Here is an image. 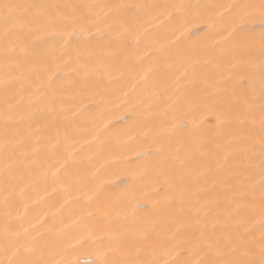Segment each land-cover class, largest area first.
<instances>
[{"label":"snow or ice","instance_id":"obj_1","mask_svg":"<svg viewBox=\"0 0 264 264\" xmlns=\"http://www.w3.org/2000/svg\"><path fill=\"white\" fill-rule=\"evenodd\" d=\"M189 7L183 3L0 0V88L5 93L0 112L4 168L0 171L5 184H11L21 165L36 170L49 154L51 138L45 135V125L32 110V96L16 99L15 94H10L14 82L24 77L29 62L38 63L41 72L49 71L47 52L39 55L42 44L56 42L61 64L46 84L42 82L47 92L39 99L47 104L48 111H56L57 106L63 111L65 105L79 111L76 100L88 92L92 75V66L79 55L81 49H112V60L133 41L139 47L145 18L160 19L163 8L171 24ZM228 8L232 10L230 30L226 35L219 34V41L213 36V46H219L215 62L223 77L221 91L225 100L215 130L226 137L219 147L226 153L229 175L218 181L211 164L203 158L206 153L193 171L197 151L205 141L193 143L191 138L199 136V131L188 130L183 120L174 118L166 128L159 126L152 137L153 143L159 145L153 170L173 193L164 202L173 213L167 233L161 235L155 224H145L143 218L138 227H114L111 213H105L95 222L85 221L84 229L73 235L67 246H57L27 229L21 233L5 225L0 239L4 259L0 264H264V0L259 4H231ZM257 20L261 28L258 63L253 59L251 43L252 25ZM160 25L164 26L165 21L160 19ZM176 31L173 28L171 35L178 41ZM163 50L161 44L158 54ZM159 67L155 61L146 69L142 67L141 79L147 82ZM192 70L195 72V65ZM184 75L187 78L188 71ZM53 78L59 83L53 85ZM164 94L157 91L155 102L159 103ZM152 108L153 102L148 101V111ZM174 143L179 147L174 152L167 151ZM52 149L58 150L59 142ZM209 177L213 188L218 182L230 196L225 195L223 200L218 193L202 196ZM155 203L160 205V199ZM3 204L5 208L11 206L10 194L4 197ZM193 220L200 230L195 239L188 233ZM85 252L94 258L81 259Z\"/></svg>","mask_w":264,"mask_h":264},{"label":"bare ground","instance_id":"obj_2","mask_svg":"<svg viewBox=\"0 0 264 264\" xmlns=\"http://www.w3.org/2000/svg\"><path fill=\"white\" fill-rule=\"evenodd\" d=\"M51 2L183 3L191 7L171 24L166 11L161 8L160 12L164 15L160 19L165 21L164 26L160 25V19L145 18L139 47L133 41L125 52L112 60H109L114 51L112 49H81L79 55L92 66V75L88 92L76 100L79 111L69 110L68 105L63 111L59 106L56 111H48L47 104L39 99L47 92L42 82L46 84L61 64L59 47L54 40L40 46L39 55L47 52L49 71L41 72L38 63L29 62L24 71L26 78L15 81L10 94H15L16 99L21 95L32 96V110L45 125V135L51 138L49 154L36 170L21 165L10 185L5 184L0 171V239L5 225H9L21 233L27 229L41 240L67 246V241L84 229L85 221L95 222L105 213H111L114 227H138L143 218L145 224H155L157 231L163 235L173 218L172 210L164 202L166 196L173 193L167 190L162 180L156 178L154 153L159 145L153 143L152 137L159 126L166 128L174 118L183 120L188 130L200 133L191 138L193 143L205 141L197 151L193 171H196L201 155L206 153L203 158L211 164L212 174L217 176L218 181L229 175L224 161L226 153L219 147L226 142V137L218 135L215 130L225 100L221 91L223 77L215 62L219 46H213V36L219 41V34L226 35V30H230L232 10L228 5L259 4L260 0ZM206 5L220 7L209 9ZM173 28L180 37L178 41L171 35ZM252 28L253 59L258 63L261 32L258 20ZM161 44L165 50L158 54ZM153 61L160 67L145 82L141 79V68L146 69ZM192 65H195V72ZM185 71L189 73L187 78ZM52 83L56 85L59 80L53 78ZM157 91L165 93L159 103L155 102ZM4 96V90L0 88V112L4 109ZM141 101L146 103L141 104ZM148 101L153 102L151 111L147 109ZM57 142L59 149L54 151L52 145ZM177 147L179 145L174 143L167 151L174 152ZM3 168L4 158L0 150V170ZM205 188L202 196L218 193L222 200L225 195L230 196L218 182L213 188L211 177ZM9 194L11 206L5 208L3 200ZM157 198L161 201L160 205L155 203ZM259 218L257 206L255 220ZM102 222L107 223L106 220ZM188 233L193 239L200 234L194 220L188 226ZM85 258L94 257H87L85 252L81 259ZM0 259H4L2 251Z\"/></svg>","mask_w":264,"mask_h":264}]
</instances>
